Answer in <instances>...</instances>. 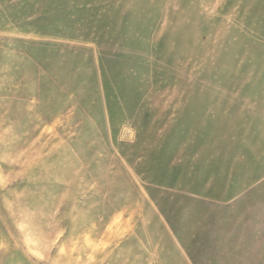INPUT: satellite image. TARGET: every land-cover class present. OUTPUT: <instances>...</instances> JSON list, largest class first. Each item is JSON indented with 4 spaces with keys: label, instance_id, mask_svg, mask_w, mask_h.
I'll list each match as a JSON object with an SVG mask.
<instances>
[{
    "label": "rangeland",
    "instance_id": "374dc122",
    "mask_svg": "<svg viewBox=\"0 0 264 264\" xmlns=\"http://www.w3.org/2000/svg\"><path fill=\"white\" fill-rule=\"evenodd\" d=\"M0 264H264V0H0Z\"/></svg>",
    "mask_w": 264,
    "mask_h": 264
}]
</instances>
